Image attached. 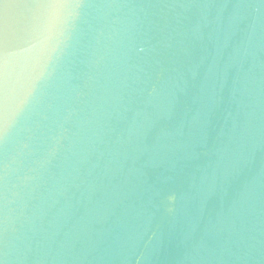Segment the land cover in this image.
Here are the masks:
<instances>
[{"label": "clouds", "instance_id": "9594fccd", "mask_svg": "<svg viewBox=\"0 0 264 264\" xmlns=\"http://www.w3.org/2000/svg\"><path fill=\"white\" fill-rule=\"evenodd\" d=\"M193 16L224 47L240 33L236 116L202 177L214 182L264 143V0H0V264H160V194L126 166L132 141L114 122L136 98L163 97L162 54ZM74 185L103 190L99 219L70 224ZM182 264H264V182L247 181Z\"/></svg>", "mask_w": 264, "mask_h": 264}, {"label": "water", "instance_id": "95a60500", "mask_svg": "<svg viewBox=\"0 0 264 264\" xmlns=\"http://www.w3.org/2000/svg\"><path fill=\"white\" fill-rule=\"evenodd\" d=\"M196 2L231 5L238 0ZM225 39L223 33L198 30L195 17H190L162 54L167 79L163 97L151 103L136 98L114 122L132 141L126 166L138 176L145 193L160 194L155 198L157 216L170 237L160 264H182L186 246L221 225L245 183L264 182V143H257L243 158L221 167L214 182L202 183L209 161L216 160L218 150L228 142L236 116L232 96L236 71L229 57L240 33L228 38V47ZM170 194L176 196L172 205L165 199ZM102 195V189L92 193L74 185L68 193L70 224L87 225L99 219L95 213ZM169 206L176 211L168 214Z\"/></svg>", "mask_w": 264, "mask_h": 264}]
</instances>
